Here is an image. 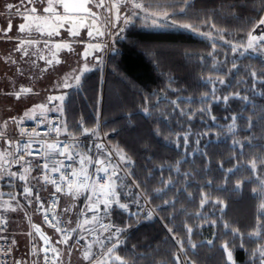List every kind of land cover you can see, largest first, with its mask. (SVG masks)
I'll return each mask as SVG.
<instances>
[{
    "label": "trees",
    "instance_id": "obj_1",
    "mask_svg": "<svg viewBox=\"0 0 264 264\" xmlns=\"http://www.w3.org/2000/svg\"><path fill=\"white\" fill-rule=\"evenodd\" d=\"M138 2L145 8L123 26L104 73L92 69L65 99L61 124L68 131L63 134L82 137L81 125L91 130L100 119L107 144L131 158V164H121L126 175L117 170L116 188L119 201L129 209L113 204L109 213L112 223L127 228L117 254L128 264H174L176 257L180 264H226L220 245L233 236L224 223L244 234L245 247L232 249L236 264H252L251 250L264 243L249 237L257 217L264 214L260 209L264 193L259 190L264 171L259 161L255 172L250 167L254 158H264V84L253 89L250 74L264 73V56L234 54L230 45L245 44L264 15V0H189L192 7L186 9V16L180 13V0ZM173 12L180 15L172 17ZM181 24L194 30L175 26ZM221 79L226 84H219ZM214 89L215 97L228 95L229 100L217 101L211 96ZM237 92L250 102L235 97ZM201 108L209 111L202 113ZM232 116L238 119L229 131ZM248 119L253 121L251 129ZM91 153L99 155L96 150ZM169 180L172 183L165 187ZM137 191L143 193L139 205L133 203ZM202 195L209 198L203 209ZM177 200L175 208L165 205ZM213 201L226 205L215 227L195 216L199 211L211 219L221 217ZM185 225L193 228L194 250ZM177 241L184 242L186 256Z\"/></svg>",
    "mask_w": 264,
    "mask_h": 264
},
{
    "label": "snow or ice",
    "instance_id": "obj_2",
    "mask_svg": "<svg viewBox=\"0 0 264 264\" xmlns=\"http://www.w3.org/2000/svg\"><path fill=\"white\" fill-rule=\"evenodd\" d=\"M180 2L183 4L180 13L186 16V9L192 7V4L189 0H180ZM89 3H92V0H18L16 4H6L4 8L8 14L18 15L26 21V23L18 25L19 32L27 31L30 34L34 25L35 31L40 34V37L47 35L49 39L43 41L44 49L51 52L53 58H47L43 50L39 48L40 40L32 38L19 39L14 51L21 53V60L36 57L38 60L44 61L46 66L40 71L45 72L48 70V66H52L54 62H60L58 59H55V52L50 47L52 43L51 37L59 36L62 30L67 32L69 37H77L79 36V32L76 30L77 26L82 25L85 19L89 23H92L100 21L103 16L107 23H111L113 16L116 19L120 18L122 9L125 10L124 22L128 23L130 17L139 14L137 10L145 8V5L138 2V0H111V2L107 3L106 0H96L93 8L99 11H93L92 8L88 7ZM171 6L176 7L175 5ZM180 13L173 12L171 16L175 17L180 15ZM3 15H5V12L0 11V16ZM167 18L168 14L165 13V19ZM205 23H208V21H205ZM260 25H264V18L259 20L256 27ZM175 26L184 30H194L193 26L188 24ZM211 27L215 28V24L212 23ZM255 30L256 28H253L248 33L246 46L230 45V51L234 54L239 53V55H244V52H240L239 48L243 47L245 52L248 49L256 51L257 46L264 48V32L260 35H253ZM11 31L12 21L9 19L7 27L0 29V33H2L0 34V39H17L8 35ZM95 31L96 37L104 35V32L99 28ZM218 34L223 39V35ZM201 35L206 34L201 33ZM87 36L93 37V30L91 28L87 31ZM81 42L83 43V41ZM225 43H228V41H225ZM34 46L35 50L30 54L29 48ZM90 46L97 52L102 50L99 42ZM61 48H67L71 51V41L54 43V49L60 50ZM213 48H215V45H213ZM212 55L213 53H209V56ZM84 58L87 59L86 54ZM37 59L31 60L33 67L37 66ZM95 59L99 60L100 58L96 57ZM8 61L11 64H17V60L12 59L11 56L5 62L7 63ZM232 67L233 69L237 67L234 61L232 62ZM87 70V65H85L83 71ZM16 71L20 75H24L20 67H17ZM250 75L251 87L253 89L256 88L257 83L264 84V73L258 76L257 72L253 71ZM73 78L79 83V75ZM69 79V76H65L64 82L55 87H68ZM218 82L221 85L226 84V81L223 79ZM31 92V88L21 85L17 91L7 93V95H13L15 99L20 100L22 95ZM65 95L48 97L49 104H53L57 100L60 101V105L58 106L47 109L45 105H34L32 109L24 113L23 117L17 118L16 116H12L0 125V188L8 187L16 189V191L9 192L0 191V242H3L0 243V264H8L9 260H11V264H64V255L66 254L68 257H71L74 249L81 252L82 261L85 264H128L127 259L117 254V249L121 245V233L126 231L127 228L118 227L111 221L104 223V219L109 216L113 204H116L120 209L128 211V204L120 203L116 192V181L120 179L119 174L115 168L109 171L108 165L111 164V152H106L102 144L95 145L96 152L99 154L95 159L89 154L92 152L91 148L84 153L77 152L75 149L78 147V144L74 142V137L71 138L73 142L59 139L62 132L67 133L68 131L67 125L61 124L59 118L53 122H49L47 126H44V121L47 119L46 116L38 122V126L41 127V131L44 133L43 137L40 135V132H37L36 127H33L31 131H26L21 127L24 119L29 117V112H34L36 108L46 111H58L60 116H62L64 112L62 105L65 101ZM234 95L245 102H250L248 96H240L239 92ZM211 96L217 101L222 99L224 102H227L229 100L228 95H224L222 98L215 97V89L211 93ZM172 103L177 108L179 107L176 101H172ZM144 111L147 114V108ZM200 111L204 113L208 112L209 109L201 108ZM180 114L185 115L183 110H181ZM253 115H256V113L254 112ZM32 118L35 119V117ZM191 118L192 116L188 115V119ZM211 118L212 120L216 119L214 116ZM261 118L264 119V110H261ZM230 119L232 124L228 126L229 131L235 127L238 117L232 116ZM247 123L249 129H251L253 121L248 119ZM9 124L16 125L19 129V137L7 132ZM81 128L85 135H96L95 129L89 130L83 128L82 125ZM53 132L56 133V137L53 142H48L47 137L51 136ZM183 140L185 144L188 143V134L184 135ZM196 143L199 144L200 141L197 140ZM242 147L243 145H241ZM119 159L125 164L132 163L131 158L125 159L124 155H121ZM258 161L262 165L261 171H264V158L257 157L250 163L253 172L257 170ZM69 162L78 163L79 170L77 171L73 167V163ZM89 166L94 168L91 173L88 171ZM119 166V164L116 165V167ZM229 171L232 170L230 169ZM33 173H36V175H33ZM129 175H132V173H129ZM185 175L189 176L191 174L186 173ZM162 183L164 182L162 181ZM171 183L169 180L165 183V187H168ZM133 185L136 189L140 188V185L135 181H133ZM49 186H51V190H49ZM238 188L239 184H237ZM259 190L261 193H264V181L260 182ZM159 191L157 189V192ZM45 192L48 193L46 197L42 196V193ZM253 192L256 193L257 190L253 189ZM85 193L87 195H84ZM82 195L84 196L83 205L79 204V198ZM133 195V203L139 205L143 193L137 191ZM4 197H7V199H4ZM64 198H67L65 206L60 207L61 200ZM177 202L178 200L165 201V205L175 208V203ZM208 202V196L202 195L200 208L203 209ZM212 205L214 207L219 205L218 210L221 213V217L211 219L199 211L195 213V216L204 219L206 223L210 222L215 227L217 220H222L226 205H224L223 201H213ZM260 209L264 210V203L260 204ZM28 210H31L34 214H40L43 221L53 227L59 236L53 241L51 237L41 230L39 225L31 224L30 227L34 232L29 231L27 235L34 237V233H38L41 240H43V244L38 246L33 239H30V247L27 253L24 256L15 257L13 256V251L18 246L15 236L9 238V236L3 235L7 231V213L24 211L25 216H28ZM129 214L132 216L136 215V213L131 212ZM28 218L30 220V217ZM262 221H264V214L257 217L254 231L249 234L250 238L258 237L259 241H264V235L261 232V230H264V223ZM184 227L188 234V243L194 250L197 245L191 243L193 228L187 225ZM223 227L230 231L233 239L225 241L220 245V248L226 254V264H236L233 259L232 249L245 247L244 234H241L238 229H230L227 223H224ZM169 231L171 232L172 230L169 229ZM85 233L88 235L86 236ZM89 236L92 237L91 242H89ZM237 239L240 240L239 244L236 243ZM69 241H72V243L70 244ZM81 241H84V243L82 244ZM177 243L180 245L181 253L186 256L184 242L177 241ZM212 243L211 240L208 241L209 245ZM59 245H64L65 249H60ZM250 260L252 264H257V262L258 264H264V243L251 250ZM174 264H180L179 257L175 258ZM187 264H192V262H187Z\"/></svg>",
    "mask_w": 264,
    "mask_h": 264
},
{
    "label": "flooded vegetation",
    "instance_id": "obj_3",
    "mask_svg": "<svg viewBox=\"0 0 264 264\" xmlns=\"http://www.w3.org/2000/svg\"><path fill=\"white\" fill-rule=\"evenodd\" d=\"M95 2L96 0H92V3H89L88 7L92 8L93 11H99L98 9L93 8V4ZM107 2H111V0H106V3ZM8 3L16 4L18 3V0H0V11L5 12V15L0 16V29L6 28L9 19H11L12 31L8 34L12 33L13 35L18 37H38L39 33L35 31V26L32 27V32L30 34L27 31H18V25L21 23H26V21L18 15L8 14L4 8V6ZM124 16L125 10L122 9L120 13V18L116 19L115 16H113L111 23H107L103 16L101 17L100 21H95L92 23H89L88 20L85 19V22L82 25L77 26L76 30L79 32V36L77 37H69L68 33L62 30L61 34L59 35L61 37L60 39L65 41H71L72 50L69 51L67 48H61L59 52L53 51L55 52V59H58L60 62H54L52 66H48V70L45 72L40 71L46 66L44 61H40L36 57H31V59L25 58L24 60H21V53L18 56L14 55L12 59L17 60L16 69L17 67H20L24 72V75H20V77L22 78H20L19 84L16 86L15 89L18 90L21 85H23L24 87H29L32 89V92L22 95L24 98L33 99L34 97L41 96L42 105H45L47 109L56 106L59 101L57 100L54 101L53 104H49L48 97L53 96V88L55 87L57 81H60L68 74L80 69L82 64L83 66L90 65L91 67L101 66V63H103L104 65L106 51L105 40L109 34L111 35L113 40L120 36L121 30L125 24ZM89 28L93 30V37L95 38L87 36V31L89 30ZM97 28L104 32L103 36L96 37L95 30ZM81 41H83V43ZM98 42L100 43V47L102 49L99 52L95 51V49L90 46ZM39 48L43 50L40 45ZM112 49L113 48L110 42L109 54L111 53ZM34 50L35 46L29 48L30 54ZM85 54L87 56V59L84 58ZM44 55L47 58H53L51 52ZM7 57H9L8 54L1 53L0 51V60L6 61ZM96 57H99L100 59L97 60L95 59ZM32 59H37V66H32Z\"/></svg>",
    "mask_w": 264,
    "mask_h": 264
},
{
    "label": "crops",
    "instance_id": "obj_4",
    "mask_svg": "<svg viewBox=\"0 0 264 264\" xmlns=\"http://www.w3.org/2000/svg\"><path fill=\"white\" fill-rule=\"evenodd\" d=\"M8 35L16 37L17 40L0 39V49H2V51L4 50L2 53L5 52L9 53L8 52L9 49L7 47L15 49L16 43H18L17 41L21 39L18 36L13 35L12 33ZM19 54H20L19 52L15 51L14 53H9L8 55L11 56V58H13L14 55L18 56ZM84 66L82 64L80 69L67 75L70 77V79L68 80V84H69L68 87H54L53 96H60L62 94H66L65 95V99H66L69 96V94L73 90H76L79 86V83H77V81L73 77L79 75L80 76L79 82H80L83 75L90 72L93 68L94 69L98 68L102 70L101 69L102 66L91 67L90 65H87L88 70L83 71ZM20 78L22 77H20V74L17 73L16 71V64H11L10 61L6 63L5 61L0 60V119L5 118L6 120H8L12 116H16L17 118L23 117L24 113L29 109H32L34 105H42L41 96L34 97L33 99L24 98L23 96H21V99L17 100L13 95H7V93L17 91L15 88L19 84ZM64 78L61 79L60 81H57L55 86L62 84L64 82ZM58 105H60V101L56 106ZM62 106H64V103ZM46 112H53L60 116V113L58 111H44L40 108H36L34 112H29V117L25 118L24 120L25 121L32 120L33 119L32 117L45 114ZM9 126L10 127H8L7 132L15 133L17 129L16 125L9 124ZM9 191H13V190L5 188L3 192H9ZM84 195H87V193H85ZM4 199H7V197H4ZM83 202H84V196L82 195L79 198V204H82ZM20 212L21 215L19 220L15 221L16 226H14L12 219L7 216L8 228L10 230L9 238L15 236L17 240L18 246L14 251L17 250L19 252L16 254V257L24 256L27 253L29 248V240L34 238V237H29L27 235V233L30 231V223H35V224L40 223L39 218L36 215H34L31 210H28V216H25L24 211H20ZM28 217H30V220ZM89 240H90L89 242H91V239ZM93 250L95 251V249ZM64 264H85V262L82 261L81 252L77 250H73L71 257H68L65 254Z\"/></svg>",
    "mask_w": 264,
    "mask_h": 264
},
{
    "label": "built area",
    "instance_id": "obj_5",
    "mask_svg": "<svg viewBox=\"0 0 264 264\" xmlns=\"http://www.w3.org/2000/svg\"><path fill=\"white\" fill-rule=\"evenodd\" d=\"M111 38L112 37L109 34L108 37L105 40V45H106V49L105 50L106 51H105L104 64L107 62V59H108V56H109V51H110L109 50V46H110V40H111ZM45 116L47 117V119L44 121V126H47L49 122H53L57 118H59V122L61 123V118H60V116L58 114H56V113H46V114L38 115V116L35 117V119H32L30 121L23 122V124L21 125V127H23L26 131H31L33 129V127H36L37 132H40V135L43 137L44 136V133L41 131V127L38 126V122L41 119H43ZM98 126H99V131L100 132L97 133V130H96V135H89L87 137H74V136H66V135H64L62 133L60 135L59 139L64 140V141H67V142H73V141H71V138L74 137L75 138L74 142L78 144V147H79V145L82 142H87L88 147L91 148L92 151H94L96 149L95 148V145L96 144L101 143L103 145V147H104V150L106 152H111V150H110V148H109V146H108V144L106 142L105 136H104L103 132L100 129V126H101L100 119L98 120ZM15 136L19 137V129L18 128H17V131H16ZM55 137H56V133L53 132L51 134V136H48L47 137L48 142H53L54 139H55ZM25 139H27V137H25ZM78 147L75 149L77 152H79ZM111 154H112V152H111ZM110 160H111V164L108 165L109 171H112V169H113L112 168V165H113V163H115V164H119L120 165L118 167L119 170L122 171L123 173H125L122 165L120 163H118V161L116 160V158L114 157L113 154L111 155ZM69 163H73V167L77 171L79 170V164L78 163H75V162H69ZM93 170H94V168L92 167L90 173L93 172ZM33 175H36V173H33ZM101 175H103V173H101ZM125 175H126V173H125ZM5 188L10 189L8 187H2V188H0V191H4ZM11 190L16 191L15 188H12ZM49 190H51V186H49ZM47 195H48V193H46V192L45 193H42V196H44V197H46ZM62 200H61L60 207H63L64 206L63 203H62ZM57 211H58V209H57ZM34 215H36L39 218V221H40V223H38L36 225H39L41 227V230L46 235H48L49 237H51L53 241H55L58 238L59 234L55 232V230H54L53 227L49 226L48 224H46L43 221V219H42V217H41L40 214H34ZM31 224H35V223H30V225ZM6 228H7V231L4 232L3 235H5V234L8 233V224L6 225ZM30 231H33L34 232V230L31 227H30ZM86 235H88V234L86 233ZM88 239H92V237L89 236ZM33 240H34L35 243L38 244V246L43 244V240H41L40 235L38 233H34ZM0 243H3V242H0ZM69 243H70V241H69ZM81 243L83 244L84 242L81 241ZM29 247H30V245H29ZM59 248L60 249H65V246L64 245H59ZM63 260H64V257H63ZM8 264H11V260L8 261Z\"/></svg>",
    "mask_w": 264,
    "mask_h": 264
},
{
    "label": "rangeland",
    "instance_id": "obj_6",
    "mask_svg": "<svg viewBox=\"0 0 264 264\" xmlns=\"http://www.w3.org/2000/svg\"><path fill=\"white\" fill-rule=\"evenodd\" d=\"M261 18H264V15L261 17ZM159 21V23H163L164 21L163 20H158ZM258 23H259V21L257 22V24L255 25V27L254 28H256V30L253 32V35H260L262 32H264V25H260L259 27H256L257 25H258ZM252 31V30H251ZM247 39H248V37H247ZM247 39H246V42H245V44H244V46H246L247 45ZM113 39L111 38V40H110V42H111V45L114 43V41L116 40V39H114L113 41H112ZM239 50H240V52H244V53H250V54H253V55H262V56H264V48H259V46H257V50L256 51H253L252 49H248L246 52L244 51V48L243 47H241V48H239ZM106 65H107V62L105 63V69H106ZM101 66H102V70L101 71H103V73H104V66H103V63H101ZM104 75V74H103ZM6 119L5 118H2V119H0V125H2V123H3V121H5ZM24 122H26L25 120H24ZM10 127V126H9ZM93 129H95V130H97V133L98 132H100L99 131V126H98V122H97V125L93 128ZM100 129H101V131H102V128H101V126H100ZM8 133H11V134H15L14 132H8ZM81 145H82V147H81ZM110 147V150H111V152H112V154L114 155V157L116 158V160L118 161V163H120V164H124V162H122V161H120V159H119V157L121 156V155H124L122 152H120V151H118V150H116V149H113L111 146H109ZM79 152H81V153H84V152H87L88 151V149H89V147H88V145H87V142H82L80 145H79ZM90 155H92V153H89ZM93 156V159H95L96 158V156H94V155H92ZM126 159V158H125ZM116 165H118V164H113V168H115V170H118V167H116ZM91 168H92V166H89V168H88V171L90 172L91 171ZM126 173V172H125ZM125 173H123V174H125ZM118 184H119V181H116V188H117V186H118ZM116 192H117V195H118V191L116 190ZM119 197V196H118ZM66 199L67 198H64L63 199V201H62V203H63V205L65 206V201H66ZM120 203H124V202H121V201H119ZM84 203V202H83ZM83 203L81 204V205H83ZM101 207H103V205H101ZM128 209H129V206H128ZM150 211V210H149ZM151 212V211H150ZM20 215H21V212L20 211H17V212H9V213H7V216L8 217H10L11 219H12V221H13V223H14V226H16L15 225V221H18L19 220V218H20ZM23 215V214H22ZM109 221H111V219H110V216H108V217H106L105 219H104V223H108ZM112 222V221H111ZM6 236H10V230H9V228H8V233L7 234H5ZM90 241V240H89ZM82 242H84V241H82ZM72 243V241H70V244ZM75 250V249H74ZM19 251H13V256H15L16 257V254L18 253ZM64 260H65V255H64Z\"/></svg>",
    "mask_w": 264,
    "mask_h": 264
},
{
    "label": "water",
    "instance_id": "obj_7",
    "mask_svg": "<svg viewBox=\"0 0 264 264\" xmlns=\"http://www.w3.org/2000/svg\"><path fill=\"white\" fill-rule=\"evenodd\" d=\"M34 26V25H33ZM39 36L38 37H30V36H24V37H19V38H21V39H24V38H32V39H37V40H40V46L43 48V52H44V54H47V53H49V51L47 50V49H44V45H43V41L44 40H48L49 38L47 37V35H45L44 37H40V34H38ZM56 37V38H55ZM61 37L60 36H54V37H51L50 39H51V44H50V47H52L53 48V51H57V52H59V50H56V49H54V43L55 42H62V41H65V40H62V39H60ZM17 40V39H16ZM18 42V41H17ZM8 49H9V53H14L15 51H14V49H12V48H9V47H7ZM0 51H1V53L4 51H2V49H0ZM114 52H115V50L114 49H112L111 50V54H114ZM6 54H9V53H7V52H5ZM84 134V133H83ZM85 135V134H84ZM98 144H100V143H98Z\"/></svg>",
    "mask_w": 264,
    "mask_h": 264
}]
</instances>
